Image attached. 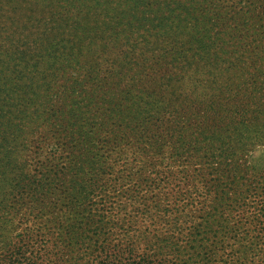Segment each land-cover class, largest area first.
I'll list each match as a JSON object with an SVG mask.
<instances>
[{"label": "trees", "instance_id": "trees-1", "mask_svg": "<svg viewBox=\"0 0 264 264\" xmlns=\"http://www.w3.org/2000/svg\"><path fill=\"white\" fill-rule=\"evenodd\" d=\"M201 1L32 0V5L37 2L50 10L45 14L27 6L18 11L20 15L6 16L7 24H0V264H252L250 253L264 262L255 252L258 247L250 251L239 244L238 249L228 250L225 240L219 238L220 231H232L233 222L237 226L232 232H255L253 240L258 243L264 233V197L252 203L254 216L247 222L249 209L244 205L249 203L238 208L239 219L223 214L219 200L209 203L212 206L202 204L197 216L173 215L162 209L168 204L152 200L147 187L139 206L132 205V210L142 208V217L130 215L131 231H124L115 241L111 240L113 231H102L104 226L81 208L90 194L87 189L106 173H88L81 165L95 162L83 157L94 156L95 140L110 147L116 158L124 153L122 140L129 134L125 129L133 123L159 130L145 120V108L126 111L136 114L124 122V113L100 105L114 102V98L100 90L103 75L89 66L98 63L106 70L112 67L122 72L123 66L116 61L130 58L133 62L135 55L144 53L145 31L154 36H191L193 30L179 32L164 11L169 6H202ZM153 2L166 6L157 10L158 16L145 15L135 7L152 6ZM86 14L91 16L86 18ZM130 14L132 19L126 16ZM65 32L72 35H61ZM3 44L9 50L2 52ZM160 64H172V60L156 61L155 66ZM67 72L75 74L71 83L55 81L57 73ZM218 77L208 76L211 82ZM87 84L89 88L83 86ZM220 105L209 102L205 116L216 113L211 118L214 121L225 108ZM101 108L124 123L107 126L108 118L97 119ZM173 127L166 128L175 131ZM205 136L220 139L218 130L205 132ZM136 174L128 170L117 178L128 180ZM144 179L150 181L149 186L156 177ZM135 237L143 251H138Z\"/></svg>", "mask_w": 264, "mask_h": 264}, {"label": "rangeland", "instance_id": "rangeland-1", "mask_svg": "<svg viewBox=\"0 0 264 264\" xmlns=\"http://www.w3.org/2000/svg\"><path fill=\"white\" fill-rule=\"evenodd\" d=\"M31 1L0 0V24L6 25L8 14L20 15L18 11L27 6L40 8L45 14L50 10L49 6H37V2L32 5ZM201 4L169 6L164 11L179 32L193 30L191 36H154L145 31L144 53L135 55L133 62L130 58L116 61L123 66L122 72L112 67L106 70L98 63L89 66L103 75L100 90H107L114 98L110 103L97 101L100 105L124 113V122L136 114L127 115L126 111L145 108V120L159 127L147 130L140 122L133 123L132 128L125 129L129 134L122 140L124 153L116 158L100 140H95L94 156L83 155L95 160L81 163L90 170L88 173L106 172L95 186L83 189L90 192L81 205L83 214L103 225L102 231H113V241L121 238L124 231H131L127 222L130 215L142 217V208L132 210V205L139 206L147 187L153 193L152 200L168 204L162 209L173 215L197 216L202 204L219 200L223 214L239 219L238 208L249 203L244 205L249 209L247 222L254 216L252 203L264 197V0H202ZM151 5L135 7L144 10L145 15L156 16L157 10L166 8L155 2ZM90 16L86 14V18ZM126 16L132 19L134 15ZM1 47L2 52L9 50L5 44ZM161 60H172V64L155 66ZM177 72L182 74L180 78ZM209 74L219 77L211 82ZM57 75L55 81L64 83L75 78L73 72ZM209 102L225 106L214 121L211 118L216 113L205 116ZM108 112L101 108L97 119L108 118L107 126L112 127L124 123L118 117H109ZM168 126H174L175 131ZM212 130H218L220 139L205 136ZM128 170L138 174L128 180L117 178ZM156 171L161 173L156 175ZM147 175L156 177L149 186L150 181L144 179ZM240 190L242 193L237 195ZM236 226L230 223L232 231ZM232 231L219 232L228 250L238 249L241 244V249L255 251L252 248L256 246L255 252L264 258V233L256 243L255 232L244 235L241 229ZM133 240L138 251H143L139 240ZM248 259L252 264H264L253 253Z\"/></svg>", "mask_w": 264, "mask_h": 264}]
</instances>
